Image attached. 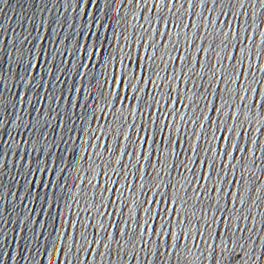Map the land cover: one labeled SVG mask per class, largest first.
<instances>
[{
  "label": "snow or ice",
  "instance_id": "6c2138e0",
  "mask_svg": "<svg viewBox=\"0 0 264 264\" xmlns=\"http://www.w3.org/2000/svg\"><path fill=\"white\" fill-rule=\"evenodd\" d=\"M97 0H82V4L87 3L89 5V8L92 4L96 3ZM241 4L243 5L244 0H240ZM78 4H81V0H77ZM149 3H151V7H149ZM105 4H107V0H105ZM117 4V3H116ZM144 5V9L148 13H153L155 15H158L161 20L165 19L163 15V9L167 8L168 12L171 13L173 16H179L180 10L177 9L175 12H173V8H176L177 4H180L182 7V0H127V5ZM187 4L190 7H193L194 0H187ZM260 4L262 7H264V0H260ZM85 16H88V11L84 13ZM105 18H107V14H105ZM125 19V18H122ZM143 20L149 23V26L151 27V16L145 15L143 16ZM98 22L93 19L92 24L95 25ZM101 27H103V24H100ZM141 30L144 33V36L148 35L149 28H145L143 24L140 25ZM152 31L159 35L160 37L168 36L167 32H160L158 29L153 28ZM92 33L90 32L89 35ZM116 35V33H113ZM81 35H83V32H81ZM120 35H123V32H121L119 35H117V39L120 38ZM240 35L239 31L236 33V36L238 37ZM133 36L135 37V41L137 42V47H142L144 49V55H141L139 52H136L135 55L133 54V51L131 50V46L127 42V37H125V44L120 47V52L122 54V58L119 61V68L114 73H108V75L105 78L104 83L111 85L112 90L108 93V95L115 96L116 100L122 104L124 109H128L130 111V114L134 117L135 113L139 111V104L142 100L141 94H148L145 92V88L147 85H152L153 88H159L160 85L157 84L156 80L152 79L153 75H156L159 77L158 72L153 71V65L157 59L156 52L158 51V44L163 43V40L156 41L154 38H150L147 42L145 39L139 35H136V33H133ZM170 39V37H169ZM79 44V42H78ZM129 47V52L124 53V48ZM152 49V54H148V50ZM175 50V49H174ZM100 51V46L97 45L93 47V54L95 52ZM43 55V53H41ZM234 59V57H232ZM20 59H23V54H21ZM33 54L29 53V64L32 63ZM177 59H183V57H177ZM198 63V62H197ZM39 61H37L36 64H32V67H38ZM87 65H83V67H86ZM201 68L204 67L203 64L200 65ZM107 65L105 66V72H107ZM246 75L247 73H242ZM164 79H167L165 77ZM103 88V85L100 86ZM239 87H242V85L238 86L237 94H239ZM101 95H105L103 91H101ZM243 100L244 97H241ZM136 102V107L133 110L134 106L132 102ZM185 107H188L185 105ZM209 107L212 111H215L219 117V114L222 112L221 109L213 107L209 102ZM245 108H247V105H244ZM172 113H169L171 115ZM151 115V113H149ZM240 115H243L241 112ZM201 116L203 117V121H208V124H205L201 120ZM201 116H196L194 119L189 118V120L184 121L185 123V135L188 136L187 140H177L173 141L170 137H164L161 136V141L163 142L164 148L161 149L158 145V142L153 139L154 136V129H150L148 126V123L146 120H144L143 113H141V120L143 121L139 125H137L135 122L129 125V129L136 128V141H132L133 143H136V149L132 152H126L124 148L121 146V142L119 141V135L124 136L125 141H131L132 137L130 135V132L126 129H124L123 125L121 124L119 132L117 134V144L116 147L120 149L122 155H127L129 159L131 160L133 157L139 161L140 159H143L147 161L149 159V156L145 154L147 152L148 148H152L153 145H156L155 148H153V152L157 156V164L160 165V170L163 171L164 166V159L163 157L164 152L168 150L169 144H174L175 146H178L180 151L183 152L188 160L189 165H194L196 162H199L202 166L206 167L209 170H213L216 167V162L214 159L209 158L207 155L204 157L200 156L201 152V145L199 144L200 138H204L207 143H209V147L205 150L206 152H215L216 155L221 157H227L228 159H233L232 157V151L227 147L223 148H217L213 145H211V140H222L225 145H231V149L236 150L238 149L241 152H245V149L243 147L238 146L237 144L233 143L231 135H225L217 137L215 134V131L212 132L211 137L209 138L208 134V128L212 127L216 131H224L232 132L236 130L237 121L239 120V115H234L232 113H229L228 119L232 121V124L229 126L224 121L212 120L206 113L201 112ZM183 119V118H182ZM126 122V118H125ZM156 120L153 119L152 124L155 125ZM219 124H224V129H220L218 127ZM190 125V127H189ZM165 127L169 129V132L171 131L172 125L166 124ZM245 135H247V131L245 132ZM196 137V140L193 141L191 138ZM99 139V137H97ZM256 143V141H253ZM96 145H93L95 147ZM105 147V145H104ZM109 146L106 145V150H108ZM191 151L192 155L195 157V159H192L187 154ZM250 151V149H247V152ZM173 155H178L179 153L176 152V147H173L172 149ZM254 163V161H253ZM127 167V166H125ZM135 167V165H133ZM141 168L143 165L140 166ZM155 167V165H153ZM181 167H184L183 162L181 163ZM223 169L227 170L228 168H234L233 165L229 164H223ZM186 171L193 172L194 169L191 167L185 168ZM159 175V173H158ZM202 178L205 181H208L211 179L210 175H204L201 174ZM236 183H239V181H235ZM135 188V185L129 186V195L135 199V192L133 189ZM144 185L141 186V195H145L143 191ZM213 191H216L217 193L221 192V188H214ZM117 194L119 196H123V193L119 190H116ZM149 191H151V188H149ZM187 195V194H185ZM204 192L201 190L199 193H197V196H203ZM234 198L239 197V194H232ZM181 198L179 195H176L171 200H166L162 196L160 200H156L154 197L150 199H145L142 202H140L139 207H142L145 212V218L143 222L141 223L140 219H136V226L140 229V240L145 245L152 244L154 241L152 240V236L160 237L163 236L166 239L173 236V233L176 231V225L181 226V231L183 232L184 239L187 240L189 238V235H191L194 239V245L198 246V239L200 241H203L209 249L213 247L212 243H209V239H213L214 235L209 236L208 230L212 227V223L215 220V217H213V220H209L207 218V213L204 211H201V217L204 220L203 225H201V217H198L195 222L191 221L187 215V212L184 213L183 220H181V210L179 208L175 207V204L178 200ZM186 203V201H185ZM162 205V204H168L170 205L167 208H164L160 211H153L151 205ZM144 205H149V207H144ZM107 214V213H105ZM193 216L196 215L195 211L192 213ZM175 216V221H173L172 217ZM244 219H248V217H245ZM252 219H254L252 217ZM158 225V227H157ZM238 224H233L232 218L228 217L224 219V231L220 232V240L219 243L215 245L216 250V259L215 264H230V257H232V254L237 252L236 250L239 249V252L243 249V244L240 243L238 238L235 237V233L237 232ZM203 229V230H202ZM249 232L252 231V228L248 229ZM147 233L148 238L145 240L144 234ZM122 235L129 236V233L127 231L122 232ZM198 238V239H197ZM262 242H264V237L260 238ZM129 242H131V237L129 239ZM252 252V245H247V251H244V259L242 260L243 264H258V262L261 261L262 257H264V248L257 246L255 250V256L253 258L250 253ZM234 258V257H233Z\"/></svg>",
  "mask_w": 264,
  "mask_h": 264
}]
</instances>
